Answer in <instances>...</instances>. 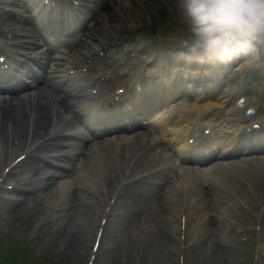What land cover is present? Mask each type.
<instances>
[{"label":"rangeland","instance_id":"rangeland-1","mask_svg":"<svg viewBox=\"0 0 264 264\" xmlns=\"http://www.w3.org/2000/svg\"><path fill=\"white\" fill-rule=\"evenodd\" d=\"M155 6H160L155 3ZM167 16V15H166ZM18 134V130L14 132V134ZM113 171H115L113 167ZM231 182L233 178H231ZM112 181V178H110ZM72 183H76L75 185L78 187V182L80 183V179L75 177L71 179ZM230 182V183H231ZM112 185L117 183V178L113 182ZM72 185V188L76 186ZM253 185V184H252ZM63 187V186H62ZM61 187V188H62ZM54 189H60V186L55 188H45L44 192L35 194V198L32 197H23L22 200L16 203L7 202V204L0 205V254L9 253L12 250H15L16 247L19 245H23L24 249H26L27 253H25L26 259L28 262H38L37 264H84L85 260H87V254L91 250L90 241L93 238L94 230L91 233H86L82 230L81 226L77 225V219H73L72 222L69 221L67 225H65L66 221H64V213L65 211L58 210L54 215H51L49 219L43 222V217L41 221H37L43 211H46L48 207V200H50L53 194H56L54 199H57L58 192H53ZM224 188H217L218 192H222ZM97 190L102 191V188L99 187ZM264 195L263 191H260ZM41 194V195H40ZM32 196V195H30ZM17 196H14L16 198ZM54 199L52 201H54ZM40 204H39V203ZM5 203V202H4ZM121 208L124 209L126 205L121 202ZM81 209L82 211L85 210ZM207 209V208H206ZM132 212H131V211ZM210 209H207L206 212L208 213ZM39 211V212H38ZM135 211V212H134ZM134 211L129 207L127 214L121 218H117L114 220V225L108 232L104 243H102V250L98 252L97 260H95L94 264H131V260L129 261L130 254H133L134 245L131 243V240H136V233H134L133 221L136 220L137 216V209ZM35 214V217L33 213ZM84 213V212H83ZM24 216L32 217L34 221L32 225H28L25 221ZM84 222H87L89 215L87 213L84 214ZM209 216V215H208ZM55 217V218H54ZM63 218V220H62ZM127 218V219H126ZM121 219V220H120ZM62 220V223H61ZM77 220V221H76ZM125 220V221H124ZM123 221V222H122ZM249 219H244L242 222L243 224H247ZM60 224V225H59ZM62 224V225H61ZM64 224V225H63ZM127 225V226H126ZM59 228V229H58ZM166 231L170 229L166 228ZM169 233H165V239H168V244L171 246V242L168 238ZM210 238V235H208ZM216 236V235H215ZM140 238V237H136ZM200 240L199 243L192 246L190 249L189 261L190 264H195V260L198 261L196 264H218L220 258L221 249H218L216 244V252L206 249L205 245L207 246L208 241L210 242L212 239L207 240ZM221 241V239H218ZM164 240H154L150 244L151 247L146 249V259L148 263H151L153 257L151 251L153 249L154 244L157 245L158 249L162 252L168 251L164 248ZM217 243V241H216ZM108 249H107V247ZM168 246V248H169ZM199 247V249H197ZM175 250V247L173 248ZM204 251V255L202 254ZM195 252V253H194ZM224 252V250H223ZM173 252L169 251L167 257H173ZM175 254V253H174ZM156 255V254H155ZM188 255L186 259H188ZM203 255V257H201ZM202 258V259H201ZM201 259V261H200ZM212 259V260H211ZM231 262V260H229ZM170 264L168 261H164L158 264ZM208 262V263H207Z\"/></svg>","mask_w":264,"mask_h":264},{"label":"clouds","instance_id":"clouds-1","mask_svg":"<svg viewBox=\"0 0 264 264\" xmlns=\"http://www.w3.org/2000/svg\"><path fill=\"white\" fill-rule=\"evenodd\" d=\"M179 16L170 41L177 63L215 69L264 61V0H180Z\"/></svg>","mask_w":264,"mask_h":264},{"label":"bare ground","instance_id":"bare-ground-1","mask_svg":"<svg viewBox=\"0 0 264 264\" xmlns=\"http://www.w3.org/2000/svg\"><path fill=\"white\" fill-rule=\"evenodd\" d=\"M62 71L64 72V69H62ZM66 73V72H64ZM18 106H14L12 104H10V101L9 100H2V102L0 103V128L2 129L3 128V124L4 125H7L9 123H11V125L13 126V133L18 130V133L21 134L24 132V130L27 132L28 134V131L31 132V134H34V131L36 132L38 130V127H37V124H35V120L33 121L34 117L33 116H30L27 115L26 113V110L24 109L23 112H20L25 106H26V102L22 101V103L20 104H17ZM117 109V108H116ZM115 109V110H116ZM119 110V109H117ZM123 117H130L128 115V113H123L121 119H123ZM46 116L45 115H42V114H39V120H40V123H43L44 120H45ZM15 135H18L15 133ZM137 140H140L144 143H146V138H145V135L141 134V135H137L136 138ZM179 139L181 140V142L178 143L177 145V148L178 150H183L184 147H185V144H184V138L183 137H179ZM121 158V157H120ZM118 158H112V160H114V162L117 164L119 159ZM130 159L127 158L126 156H124V161H129ZM113 165H110V163L108 164H104L103 166H95L94 168L97 170V171H94L93 173L95 175H92L89 177V179H94L96 180V178H100V180H102V182L106 184H109L111 182H113L115 180V178H117V183L114 184L115 186V189H112L111 191H115L116 188L118 187V184L121 180L120 177H123L125 174L123 172L120 171V167L119 168H116L114 167L115 171H113V168H112ZM143 166V165H141ZM145 169V168H144ZM133 167L132 168H129V173L130 171L132 172ZM105 172H108V174L106 176H104ZM202 174H205L206 172H203L201 171ZM211 172V170H208V172L206 174H209ZM120 176V177H119ZM119 177V178H118ZM110 178H112V181L110 180ZM78 179V178H77ZM232 180V179H231ZM65 183H62V185L60 186V189H54L53 192H58L57 195V199H54L56 197V194L52 195L53 197L51 198L52 200L54 199V201H52L51 199L48 200L47 204H48V207L45 211V213L47 211H49V209L51 210L53 208L52 204L53 203H56L58 200L60 202H58V205L60 206V210L62 211H65L64 213V221H66L65 225H67V223L69 221L72 222V220L75 218L77 219L76 223L77 225H79V227L81 226L82 230L86 233H91L92 229H94V227L91 225V224H88L87 222H84L85 219H84V214L86 213L85 210H88L91 206V213H94L96 214L98 211H97V206L95 204H90V202L88 201L89 199V196L87 194H85L84 192H82V186L80 184H78V187L76 186L75 188H72V185H75L74 183L72 185H70L72 182L68 179L66 181H64ZM44 182H40V184L42 185ZM112 184V183H111ZM63 186V187H62ZM62 187V188H61ZM100 187V186H99ZM203 193V190L202 192L200 193V195ZM170 194L174 195V199L177 200V201H180L181 203V200H180V195H177L179 194L176 190L174 189H171V192ZM41 195V194H40ZM62 195H63V200H62ZM170 195V196H171ZM163 198H166V197H169V195H162ZM202 200L206 201L207 199H205L203 197V195L200 197ZM187 204H185V209L188 210V214H187V219L188 218H191L192 215L194 214V207H201V209H203V213L202 214H199V219H210V216H208L207 212H206V208L204 207V205L200 206V205H197V199L196 198H193L192 197H187ZM62 200V201H61ZM212 200V199H210ZM209 200V201H210ZM170 202V203H169ZM169 202L167 203L166 206H168V208L166 209L168 212L166 213V217L167 218H173L174 215H176L178 217V220H179V215H180V210H179V205H177L174 200L172 199H169ZM39 203V202H38ZM209 203V202H208ZM207 203V204H208ZM40 204V203H39ZM57 205V206H58ZM175 206V207H174ZM194 206V207H193ZM84 207L86 208L85 210H81V209H84ZM132 209V208H131ZM194 209V211H193ZM99 210V209H98ZM121 210V209H120ZM123 210V209H122ZM131 211V210H130ZM134 211V210H133ZM39 212V211H38ZM84 212V213H83ZM132 212V211H131ZM135 212V211H134ZM127 213V212H126ZM215 217L218 216V214L214 215ZM55 218V217H54ZM62 218V220H63ZM62 220H61V223H62ZM121 220V219H120ZM190 220V219H189ZM123 222V221H122ZM205 223H207L206 225H208L210 222V220H207V221H204ZM115 224V223H114ZM60 225V224H59ZM62 225V224H61ZM64 225V224H63ZM180 224L178 223L176 226H179ZM127 226V225H126ZM59 229V228H58ZM169 229V228H168ZM195 230H199V226H195ZM93 232V231H92ZM94 235V234H93ZM158 246L154 244L153 246V249H152V256L151 257H154L153 259H155V261H159V262H164V261H167L168 260V253L169 251H165L164 252H160L159 249L157 248ZM172 245L170 246V250L172 252ZM157 250V251H156ZM204 252V251H203ZM156 254V255H155ZM212 260V259H211ZM174 263V262H172Z\"/></svg>","mask_w":264,"mask_h":264}]
</instances>
